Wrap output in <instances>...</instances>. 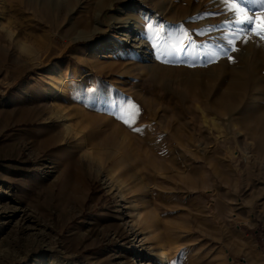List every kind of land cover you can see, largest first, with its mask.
Instances as JSON below:
<instances>
[{
	"label": "rangeland",
	"instance_id": "374dc122",
	"mask_svg": "<svg viewBox=\"0 0 264 264\" xmlns=\"http://www.w3.org/2000/svg\"><path fill=\"white\" fill-rule=\"evenodd\" d=\"M186 3L0 0V264H144L161 249L168 264H264V150L229 117L203 123L176 83L216 66L201 51L224 15ZM141 13L128 32L120 18ZM148 24L184 25L201 54L163 63ZM129 103L132 127L113 115Z\"/></svg>",
	"mask_w": 264,
	"mask_h": 264
},
{
	"label": "bare ground",
	"instance_id": "6f19581e",
	"mask_svg": "<svg viewBox=\"0 0 264 264\" xmlns=\"http://www.w3.org/2000/svg\"><path fill=\"white\" fill-rule=\"evenodd\" d=\"M115 1L116 0H110L108 6L112 7ZM185 1L188 2L185 5L187 6L192 3L193 0ZM212 1L214 5L217 6L216 11H221L222 6L218 3V0ZM43 2L45 3V1ZM108 6L104 5L102 0H95V8L100 12L107 10L109 8ZM106 7L108 8L106 9ZM126 15L127 17L123 19L120 18V22L122 24L132 22V24L130 23V25L127 24L126 26L128 32L129 26H138L144 20L142 13L140 16L134 18L128 17V14ZM226 18V16H224V19L221 18L222 23ZM83 21V17L81 16L78 22L82 24ZM201 24L203 26V23ZM207 27L208 26L205 27L204 25L203 28L206 30ZM221 35L222 33L219 31L212 34V37L215 38V43H222L219 39ZM238 48L239 51L235 52L237 59L234 63L229 62L226 58H221L218 62H215V67H208L201 73L186 71L185 74L177 78L176 83L189 97L191 102L197 103V108L201 111L202 118H205L206 115H212L215 118L229 117L233 122L231 124V130H243L245 136L253 140L254 150L256 153H259L260 149L264 150V75H262V73H264V42L251 39L247 44L240 42ZM201 52L204 53L205 51L202 50ZM196 53L198 56L201 54L198 49ZM98 67V64L95 62V67L92 66L91 68L101 74V70H99ZM204 122L207 123L206 118L203 123ZM51 127L50 125L48 128L51 129ZM120 128V125L116 126L115 130L112 132H123ZM142 128L143 127H137L136 129L139 130H135L136 134L141 135ZM145 128L149 129V126L145 125ZM59 134L56 132V134H51L46 138L49 145L58 146L57 144L60 143ZM61 137L63 138L62 135ZM149 141L152 145L153 139H146L147 143ZM73 147L75 149V146ZM59 149H64V147H59ZM147 159L148 164L152 167L155 158L149 156ZM66 169L70 170V173L75 179L82 180L84 168L79 166L76 161L71 160L69 164L67 163ZM147 255V258L151 259V263H169V254L165 249H161L158 252H152L150 250Z\"/></svg>",
	"mask_w": 264,
	"mask_h": 264
},
{
	"label": "snow or ice",
	"instance_id": "6c2138e0",
	"mask_svg": "<svg viewBox=\"0 0 264 264\" xmlns=\"http://www.w3.org/2000/svg\"><path fill=\"white\" fill-rule=\"evenodd\" d=\"M218 3L222 6L221 11L205 13V16L227 17L223 21V26L215 29L222 33L219 39L223 42L205 44V48L208 49L203 53L207 57L206 64L218 62L221 58H227L229 62L234 63L231 53L239 51L237 47L239 42L247 44L253 37L264 42V0H218ZM204 18V16L200 17V19ZM213 30L210 26L196 35H207ZM146 37L157 54L156 58L161 59L163 63H186L187 57L195 53L199 47L191 31L184 25L148 24ZM188 66L193 67L195 64H188ZM113 115L132 127L139 115V108L129 103L126 106H120L118 112H114Z\"/></svg>",
	"mask_w": 264,
	"mask_h": 264
}]
</instances>
